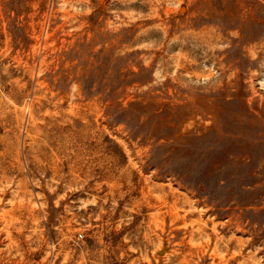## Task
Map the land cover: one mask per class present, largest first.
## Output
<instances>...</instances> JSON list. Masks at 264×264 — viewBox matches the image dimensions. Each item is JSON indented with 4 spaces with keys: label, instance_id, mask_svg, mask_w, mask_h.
I'll use <instances>...</instances> for the list:
<instances>
[{
    "label": "rangeland",
    "instance_id": "rangeland-1",
    "mask_svg": "<svg viewBox=\"0 0 264 264\" xmlns=\"http://www.w3.org/2000/svg\"><path fill=\"white\" fill-rule=\"evenodd\" d=\"M0 264H264V0H0Z\"/></svg>",
    "mask_w": 264,
    "mask_h": 264
}]
</instances>
